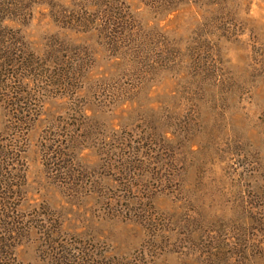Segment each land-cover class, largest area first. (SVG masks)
<instances>
[{"label":"rangeland","instance_id":"obj_1","mask_svg":"<svg viewBox=\"0 0 264 264\" xmlns=\"http://www.w3.org/2000/svg\"><path fill=\"white\" fill-rule=\"evenodd\" d=\"M0 264H264V0H0Z\"/></svg>","mask_w":264,"mask_h":264}]
</instances>
